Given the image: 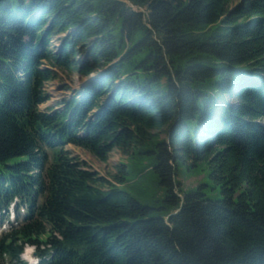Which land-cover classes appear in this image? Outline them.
<instances>
[{
    "label": "trees",
    "instance_id": "1",
    "mask_svg": "<svg viewBox=\"0 0 264 264\" xmlns=\"http://www.w3.org/2000/svg\"><path fill=\"white\" fill-rule=\"evenodd\" d=\"M59 70L98 77L42 110ZM69 144L132 161L102 176ZM200 166L222 198L185 190ZM11 204L0 264H264V0H0Z\"/></svg>",
    "mask_w": 264,
    "mask_h": 264
},
{
    "label": "rangeland",
    "instance_id": "2",
    "mask_svg": "<svg viewBox=\"0 0 264 264\" xmlns=\"http://www.w3.org/2000/svg\"><path fill=\"white\" fill-rule=\"evenodd\" d=\"M65 35L66 34L54 35L53 40L49 43V45L52 48L59 47L62 42V37ZM58 73V78L50 80L46 83V91L48 92L50 98L46 103L40 105V108L42 110H46L50 107L56 109L60 108V103L64 99L75 95L76 90L80 89L85 82L91 81L92 79L98 77V71L90 72L87 75H80L78 73L70 74L67 71L60 70ZM162 137H165V135L162 134ZM66 148L71 152V154L80 156L84 161L88 163L93 171H96L102 176H109L110 174L114 173L116 171V166L119 163H130L132 161L126 155L122 154L118 149L110 150L106 157L101 160L94 156L92 153L74 145L69 144L66 146ZM148 176L150 179L151 174L149 173ZM181 180L184 184L185 190H196L200 184L205 183L207 184V186H205L203 189L206 196L212 199L222 198L220 187L219 185H214V183L209 179V171L207 170V168L200 166L198 168H193L192 170L184 169L181 174ZM128 182L130 186L126 187H131L134 184L135 179H131ZM153 188L154 186H151V189ZM127 190L140 200H143L136 189L129 188ZM160 194L161 191L156 190V197ZM159 212L161 211H154L153 213L155 214ZM10 213L11 215L13 213L12 207L10 208ZM5 225H8V222L3 223V225L1 224L0 229H3ZM28 249L29 247H26L23 260H25L27 264H36L37 258L35 256L29 257ZM28 258L29 260H27Z\"/></svg>",
    "mask_w": 264,
    "mask_h": 264
}]
</instances>
